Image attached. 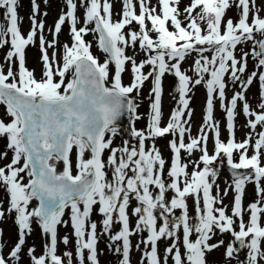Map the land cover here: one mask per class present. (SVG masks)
I'll use <instances>...</instances> for the list:
<instances>
[{
    "label": "snow or ice",
    "instance_id": "6c2138e0",
    "mask_svg": "<svg viewBox=\"0 0 264 264\" xmlns=\"http://www.w3.org/2000/svg\"><path fill=\"white\" fill-rule=\"evenodd\" d=\"M179 2L180 0H158L161 13L157 14L155 7H149L148 0H139L140 14L137 15L133 0H123L122 20L113 22L112 5L108 0H104L103 4L101 0H90L86 9V21L89 24L94 22L95 27L91 31L99 33V46L108 54L106 61L100 63L90 51L91 45L83 38L90 29L87 26L79 30L76 28V3L74 0H66L69 11L60 16L54 33L58 36L61 26L69 20L74 43L71 47L64 45L63 63L60 64L56 62L55 52L50 61L47 49L43 47L46 43L45 37L41 35L45 70L43 78L37 80L33 71H29L25 66V48L35 42L37 29L41 33L44 30L43 21L37 23L35 19L39 5L33 0L32 28L25 38L18 26V0H0V9L5 10V20L8 24L6 28L0 25V47L8 43L7 38L10 35L12 50L7 53V59L10 61L17 57L19 67L18 73L9 68L7 74L0 67V104L6 106L7 114L12 118L7 123L0 119V137H7V147L14 153L11 163L0 167V184H3L9 193L8 211L17 214L16 222L19 226V240L10 252L11 260H20L25 235L31 233V221L35 217L43 233L50 237V242L45 244V252L39 257L34 255V248L29 249L33 264H64L63 258L57 255V226L62 222L65 209L70 207L79 264H85V250L88 251L87 259L90 264H99L97 224L88 223L93 206L99 204V212L104 217V233L111 232L113 213H118V222L122 227L116 234L110 235L109 239L113 242L122 241V264H130V237L135 233L130 230L127 209L130 194L133 193L140 202V206L133 209L138 217L135 229L137 232L147 229L150 233L147 240L141 241L151 245V250L144 253L149 264H161L157 242L165 237L174 238V243L165 250L167 254H173L175 249L174 264H205V252L224 244L223 240L215 244L208 243L215 235L214 229H218L220 233H231L240 247L250 250L247 264H260V261L264 260V250L261 247V242L264 241V226L261 223L264 215V186L261 185L264 180V166L261 162L264 132L258 134V139L253 145L254 154L250 157L248 148L251 136L237 143L234 133L238 101H244V114L254 117L248 121L253 130L258 124L264 126V102L259 104L261 111H253L244 95L257 75L253 72L246 80H241L240 74L247 69L249 52L242 50L239 59L235 55L238 45L253 40L251 54L259 58L258 66L264 67V39H256L254 35L258 32L264 36V18H261L257 9L250 22V0H232L240 9V17L236 23L232 19L223 21L226 10L231 6L230 0H192L184 9L188 23L182 26V21L178 18L180 12L173 6ZM252 3L254 4L255 0H252ZM197 8L200 11L193 16ZM146 20L151 22V29H148ZM169 20L174 26L172 31L166 26ZM133 21L140 26V32H131L129 39L122 30ZM201 22L206 24V28L201 27ZM150 31L156 33V39L152 38ZM205 32L206 34H202ZM138 40L142 49L157 50L158 54L149 56L139 64L133 57L125 55V47L129 43L135 45ZM47 43L48 47L55 49L57 41L54 38ZM257 46L259 51L256 50ZM191 52L199 55V59L194 61V70L198 76L195 80L181 71L180 62ZM205 52H214V55L209 58L204 55ZM113 61L115 70L112 73L111 86H107L109 64ZM128 62H131L133 80L126 86L122 82V74L126 71ZM146 65H151L152 71L144 74L142 70ZM69 73L71 79L66 83ZM165 73H172L178 78L177 91L180 95L179 104L172 112L169 122L165 127H161L162 77ZM229 73L233 82H240L242 90L235 92L225 105L223 102L227 99V85L224 78ZM205 75L209 77L207 80L204 79ZM57 76L59 80L55 79ZM149 77L153 78L154 83L149 94V98L153 99L150 104L149 124L146 130L133 127L131 132L133 137L139 139V150L130 147L128 141H125L123 147L112 148V139L106 140V134L116 135L115 122L124 111L133 115L136 113L138 104L131 94L134 91L139 94ZM259 81L264 89V73L259 75ZM201 83L206 86L208 94L205 122L199 137H193L185 144V133L191 131L190 126H186L191 118L190 101L186 97L191 90L190 84ZM217 95L226 111L227 129L230 134L227 143L221 141L219 123L213 119L214 97ZM185 110H188V120L184 119ZM135 119L140 117L134 115ZM206 129L214 131V154L211 155L207 147ZM168 133L178 135L179 143L176 139L170 141L175 158L168 172L172 182L166 185L163 179L166 161L155 145L146 151L144 141L163 137ZM73 148L77 150L76 175H73L71 159ZM106 149L111 150L107 165L113 168L112 181L107 180L104 171L106 163L102 156ZM181 150L188 154H192L194 150L202 153L199 162H192L194 170L191 173L187 171L188 164L181 162ZM86 152L90 153L88 159H85ZM234 152L239 155L238 162L233 158ZM222 154L233 169V181L229 185L235 192L231 215L227 214V206H223V200L212 194L218 173L217 169L211 166L222 158ZM6 156V152L0 154V158ZM22 160V166L17 167ZM60 161L64 167L63 171L58 172L54 162ZM200 163L204 165L203 169H200ZM133 164L135 176L126 179V170ZM249 169L252 170L251 174L239 171ZM25 172L29 177L27 184L21 176V173ZM210 177L213 179L210 180ZM249 182L257 185L261 200L245 209L242 201L246 183ZM150 185L159 189L155 198L149 190ZM169 189L176 195L170 202H166L165 192ZM224 194L227 195V189ZM189 195L193 196L199 213V222L194 226L189 224L186 202ZM33 200H37L39 206L30 211L29 204ZM217 204L222 206L215 207ZM157 208L163 217V224L159 228L155 214ZM177 208L183 210L180 222L170 224L168 215ZM246 211L250 213L247 224L244 222ZM3 216L4 212L0 211V218ZM237 219L239 231L234 227ZM181 226L185 248L183 257L179 248L180 238L177 236ZM193 231L197 234L195 241L190 239ZM249 237L251 239L247 241ZM63 243H69L67 236L63 237ZM115 251L119 253L121 248L117 247ZM235 251V243H230L226 249V257H233ZM2 252L3 244H0V264H10V260L6 259ZM63 255L67 257V264H72L73 253L68 251Z\"/></svg>",
    "mask_w": 264,
    "mask_h": 264
},
{
    "label": "rangeland",
    "instance_id": "374dc122",
    "mask_svg": "<svg viewBox=\"0 0 264 264\" xmlns=\"http://www.w3.org/2000/svg\"><path fill=\"white\" fill-rule=\"evenodd\" d=\"M36 4L39 5V11L35 15V19L37 23L43 21L44 23V30L43 33L39 29H37V35L35 38V42L26 46L25 48V66L28 68L29 71H33L34 76L37 80L43 78V73L45 70L44 62L42 59L43 52L41 51V41L40 36L43 35L45 37L46 43L44 44V48L47 49L49 59L52 60L53 53L55 52L56 55V62L62 64L63 60V53H64V45H68L71 47L74 43L73 35L71 33V23L69 20H66L64 25L61 26V31L57 35L54 33V27L56 22L59 20L62 14H66L69 9L67 7L66 0H35ZM77 5L76 9V16L78 22L76 24V28L79 30L81 27L87 26L90 31L86 35L83 36L86 43L91 45L90 51L92 52L93 56H95L100 63H104L108 58V55L103 52V50L99 46V33L91 31L94 29L95 24L94 22L89 24L86 21V9L89 6L90 0H74ZM104 0H101V4H103ZM108 2L112 5V21L119 22L122 20V13H123V0H108ZM192 0H180L178 5H173L178 8L180 12V16L178 17L182 21V26H186L188 21L186 20V13L184 9L190 5ZM133 4L135 5L136 14H140V3L139 0H133ZM149 7H155L156 13H161V8L158 3V0H148ZM230 8L226 10L225 16L223 21L226 22L228 19H232L234 23L238 22L240 17V9L232 3L230 0ZM250 8L251 14L249 20L251 22L252 16L256 13L257 9H259V15L261 18H264V0H255V3H252L250 0ZM200 9L197 8L195 12H193V16L199 12ZM45 13L47 15H45ZM103 15V11H101ZM17 15H18V26L20 28L21 34L27 37L28 33L32 28V20L31 17L33 15V0H18L17 4ZM0 25H3L4 28L8 26L7 21L5 20V10L0 9ZM146 25L148 29H151L152 25L151 22L146 20ZM170 31L174 30V26L172 25L171 21L169 20L166 25ZM201 27L206 28V24L201 22ZM223 23L221 26V31L223 32ZM123 33L126 37L130 39L129 34L133 31L139 34L140 26L133 21L130 25H127L123 30ZM202 34H206L202 33ZM150 35L153 39H156V33L150 31ZM256 39H262L263 36L256 32L255 34ZM56 39L57 44L55 49L48 47L47 42H51L53 39ZM8 43H6L3 47H0V67L3 68L4 73L7 74L9 68L12 69L14 73H18V59L17 57H13L10 61L7 59V53L12 50L11 48V38L10 35L7 38ZM254 46L253 40H248L240 45L237 46L235 50V55L237 59H239L242 55V50L244 52H249V56L247 58V69L241 75V80H246L248 76H250L253 72H256V78L253 80V83L248 86L247 91L244 93L246 101L250 105L253 111L259 112L261 109L259 108V104L264 102L262 96H264V89L261 88V82L259 81V75L264 73V67L258 66V57L252 55V49ZM199 47V46H198ZM256 50L258 51L257 47ZM158 54L157 50H149L146 51L140 47V41L138 40L135 45L129 43L127 47H125V55L133 57L136 62L139 64L142 61H145L149 56H155ZM205 56L211 58L214 55V52H205ZM199 59V55L196 52H191L188 56H186L185 60L180 62L181 64V71L185 72L188 76H190L193 80L198 78L197 73L194 70V61ZM167 60V57H166ZM175 63V61H173ZM126 71L122 74V82L124 85L131 84L133 80V73L131 71V62H128L125 66ZM109 83L107 86H111L110 81L112 79V73L115 70V65L110 63L109 64ZM144 74L152 71L151 65H146L145 68L142 70ZM209 77L205 75L204 79L207 80ZM18 79V76H17ZM56 80L60 78L57 76L55 77ZM71 79V73L68 74L66 78V83L68 80ZM225 83L227 85L225 89L226 100L223 102L227 105L228 101L232 98L235 92L241 91L240 82L236 81L233 82L229 74L225 76ZM9 82H12L9 80ZM154 86L153 78L149 77L147 81L144 82L143 87L139 90V94L134 91L131 94V97L134 98L135 103L138 104L137 111L134 115H138L140 119L134 120V115L131 114V122L130 128L128 131L122 133L117 131L115 136H112L111 133L106 135L107 139H112V148H120L124 146L125 141L129 142L130 147H135L139 150V139L135 138L131 135L133 127L137 130H146L149 124V113H150V104L153 102V99L149 98V94ZM190 92L186 97L189 99V110H191V118L188 120V110H185L184 119L188 120V125L190 126L191 131L186 132L184 136L185 144L189 143L191 138L199 137L200 129L204 125L205 116H206V102L208 98L206 86L201 83L200 85H191L190 84ZM178 88V78L172 73H165L162 77V97H161V120L162 124L161 127H165L170 120L172 112L177 108L179 104V92L177 91ZM63 91V89H61ZM243 103L244 101H238V106L236 109L237 115L234 120V133H235V140L237 143L243 142L248 136H251L250 146L248 155L249 157L254 154L253 145L255 141L258 139V134L260 132H264V126L257 125L256 129L253 130L248 121L250 119H254V117H248L243 112ZM0 119H3L6 123L11 121V117L7 114L6 106L4 104H0ZM213 119L214 121L219 123L220 126V139L222 142L227 143L230 139V134L227 129V117L226 111L224 107H222V102L218 98V95L214 97V110H213ZM208 136V143L209 144V154H214V131L211 129L205 130ZM176 139L177 143H179V137L176 135L174 136L172 133H168L163 137H156L154 139L150 138L144 141L145 150H151L152 145H155L157 149H159L161 156L165 159V168H164V175L163 179L165 180L166 185L172 182V178L168 176V172L170 171V166L172 161L175 158L174 152L170 148V141ZM8 140L7 137H0V154L7 153L6 157L0 158V167H4L7 164L11 163L13 159V151L7 147ZM199 150H194L192 154H188L186 151L181 150V153H185V157L181 160L182 164L187 163L188 168L187 171L191 173L194 170L193 161L199 162L200 155ZM242 151V150H241ZM111 154L110 149H106L103 153L102 159L106 163V167L104 171L106 172V178L109 181L114 179L113 177V168L107 165V160ZM119 156V153H117ZM90 158V153L85 154V159ZM234 160L238 162L239 155L238 153L234 152ZM71 159L73 162V175L77 174V150L73 148L71 153ZM138 159V157H137ZM261 162L262 166H264V149H261ZM57 170L63 171V162H54ZM23 160L21 161L20 165L17 167L22 166ZM227 164V158L223 156L222 158L218 159L211 167L217 169V177L215 178V182L212 189V194L214 196H219L220 199L223 200V206H227V214L231 215L232 207L234 204V196L235 192L229 185L232 184L233 178L230 174L225 171ZM204 165L200 163V169H203ZM135 165H130L129 169L126 170L127 178H132L135 176V172L133 169ZM23 177V182L27 184L29 182V177L27 173H21ZM213 178L210 177V180ZM183 182V177L181 178ZM126 183V181H125ZM261 185L264 186V180L261 181ZM218 186V187H217ZM151 189V193L155 198L159 194V189L156 186H149V190ZM227 189V195H225V190ZM253 199H247L252 197ZM123 195V194H122ZM202 196V193H201ZM174 197L172 190L169 189L165 192V201L170 202V200ZM261 200V197L257 191V185L253 182L246 183L245 191L243 195V206L245 209L251 203H255ZM186 202L188 205V215H189V224L194 226L198 224V217L199 213L196 210L195 201L193 196L189 195L186 197ZM137 206H140V202L135 198V194H130L129 198V210L127 211L129 215V222L131 224V230L135 233L131 236V254H130V264H149L148 260L144 257V253L146 251L151 250V245H146L141 241L147 240V237L150 235L147 229L137 232L135 226L138 222V217L134 214L133 209ZM222 205L217 204L215 207H221ZM264 206V204H262ZM10 207V196L3 184H0V211L4 212L3 218H0V244H3V252L2 254L5 256L6 259L10 260V264H33L31 256L29 255V249L34 248L35 252L34 255L39 257L44 254L45 252V244L50 242V237L43 233L40 224L37 218L33 217L31 221V233H26L25 235V244L22 248L20 253V260L14 261L10 258V252L15 247L19 240V226L16 222L17 214L12 211L9 212L8 209ZM37 207V202L35 200L31 201L29 204V210L31 211L33 208ZM201 207H203V201L201 199ZM100 205H94L93 211L90 215L88 223L95 222L97 224V258L99 264H122V244L121 241H110V235L116 234L120 230V223H118L116 218V213H113V220L114 223L112 225V229L110 233L103 232V225L102 221L104 219L103 215L99 212ZM81 210H83V205L81 204ZM155 214L157 215V227H161L163 224V217L160 216V209L157 208L155 210ZM183 215L182 209H175L171 214L168 215L170 224L171 223H178L180 222V217ZM250 218V213L246 212L244 215V222L247 224ZM262 226H264V215H262L261 219ZM239 220H236V225H234L235 230L239 231ZM215 235L212 236V239L209 240V244H215L220 240L224 241V244L219 248H214L211 251L205 252V264H247V257L248 252L250 251L247 247H241L238 251H235L233 257L228 258L226 257V249L230 243H236L234 241V237L231 233H220L218 229H214ZM67 236L69 238V243L65 245L63 243V237ZM177 236H179V248L182 257L185 253V248L183 246V233L180 229L177 232ZM87 239V236L85 237ZM191 240L195 241L197 239V234L193 231L192 236L190 237ZM251 237L247 238V241H250ZM174 243V238H161L157 242L158 248V255L161 258V264H174L173 255L175 249L173 250V254H167L166 248L170 247ZM139 245V247H137ZM119 247L121 248V252H116L115 249ZM262 250H264V241L261 242ZM72 252V264H79V258L77 255V248H76V238L74 235V229L72 226L71 221V208H66L64 212V216L62 217V222L57 226V255L61 256L64 260V264H67V257L63 254L65 252ZM88 251L85 250V264H90V261L87 259ZM260 264H264V260L260 261Z\"/></svg>",
    "mask_w": 264,
    "mask_h": 264
},
{
    "label": "water",
    "instance_id": "95a60500",
    "mask_svg": "<svg viewBox=\"0 0 264 264\" xmlns=\"http://www.w3.org/2000/svg\"><path fill=\"white\" fill-rule=\"evenodd\" d=\"M262 39H264V36H263ZM257 49H258V51H259L258 46H257ZM107 55H108V54H107ZM112 64L115 65L114 61L112 62ZM129 117H130V114H129L127 111H124V112L122 113V115H121V116L117 119V121L115 122V125H120L123 129H126V128H127L128 121H129ZM226 171H227V173L230 174V176L233 178V169H231L230 166H227V167H226ZM239 171L246 172V173H248V174L250 173L249 170H239ZM36 201H37V200H36ZM37 202H38V201H37ZM38 206H39V202H38ZM236 248H237V251H238L239 249H241V247L239 246V242H237V244H236Z\"/></svg>",
    "mask_w": 264,
    "mask_h": 264
},
{
    "label": "flooded vegetation",
    "instance_id": "af4514ba",
    "mask_svg": "<svg viewBox=\"0 0 264 264\" xmlns=\"http://www.w3.org/2000/svg\"><path fill=\"white\" fill-rule=\"evenodd\" d=\"M130 122H131V114H130V117H129V121H128V124H127V128L126 129H123L120 125H115V127L117 128V131H119V132H122V133H124V132H126V131H128V129L130 128ZM161 124H162V120H161ZM107 135V134H106ZM178 136V135H177ZM207 147H208V152H209V144H207ZM248 151H249V148H248ZM199 152V154H201L202 155V153L200 152V151H198ZM200 155V156H201ZM182 156H184L185 157V153L184 152H182L181 153V157ZM184 157L183 158H181V160H183L184 159ZM227 166H229L228 164H226ZM226 166V167H227ZM250 170V169H249ZM58 171V170H57ZM225 171H226V169H225ZM59 172V171H58ZM252 173V170H250V174ZM151 186H155V185H151ZM183 187V182L181 181V188ZM150 192H151V189H150ZM172 193H173V195L175 196L176 194H175V192L172 190ZM252 195V197L251 198H249V196L247 197V199L249 200V199H253V194H251ZM252 204V203H251ZM177 209H179V208H177ZM248 209V208H247ZM129 210V207H128V209H127V211ZM247 212V211H246ZM129 216V215H128ZM116 218H117V221H118V213H116ZM119 223V222H118ZM129 226H130V230H131V224H130V222H129ZM120 229H121V227H122V225H121V223H120ZM181 230H182V233H183V228H182V226H181ZM130 241H131V237H130ZM121 244H122V241H121ZM237 244V243H236ZM130 254H131V252H130ZM131 260V259H130Z\"/></svg>",
    "mask_w": 264,
    "mask_h": 264
},
{
    "label": "trees",
    "instance_id": "16d2710c",
    "mask_svg": "<svg viewBox=\"0 0 264 264\" xmlns=\"http://www.w3.org/2000/svg\"><path fill=\"white\" fill-rule=\"evenodd\" d=\"M11 40V39H10Z\"/></svg>",
    "mask_w": 264,
    "mask_h": 264
}]
</instances>
